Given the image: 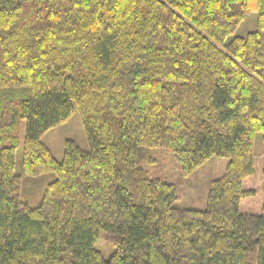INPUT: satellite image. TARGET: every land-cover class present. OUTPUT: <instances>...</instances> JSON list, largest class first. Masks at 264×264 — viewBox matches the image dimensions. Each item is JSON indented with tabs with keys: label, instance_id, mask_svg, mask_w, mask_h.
I'll list each match as a JSON object with an SVG mask.
<instances>
[{
	"label": "trees",
	"instance_id": "trees-1",
	"mask_svg": "<svg viewBox=\"0 0 264 264\" xmlns=\"http://www.w3.org/2000/svg\"><path fill=\"white\" fill-rule=\"evenodd\" d=\"M75 106L91 149L66 140L59 161L42 137ZM258 132L264 0H0V264H264V201L240 211ZM151 148L181 180L229 158L206 209L174 205ZM47 172L33 205L23 179Z\"/></svg>",
	"mask_w": 264,
	"mask_h": 264
},
{
	"label": "rangeland",
	"instance_id": "rangeland-1",
	"mask_svg": "<svg viewBox=\"0 0 264 264\" xmlns=\"http://www.w3.org/2000/svg\"><path fill=\"white\" fill-rule=\"evenodd\" d=\"M258 13L250 11L229 39L235 36H246L250 31L257 29ZM26 124L23 121L20 130V143L16 150V171H21L22 156L25 140ZM42 140L51 149L55 158L59 161L64 156V145L66 140H75L84 150H90L91 145L88 141L85 128L81 119L78 107L75 106L74 112L65 122L52 127L42 137ZM151 155L157 158L154 165L146 162L145 167L149 169L151 176L165 177L171 182H180L179 197L174 205L179 208L206 209L210 183L212 180L223 176L226 170L228 157L213 156L203 163L191 175L181 180L180 167L175 160L173 153L162 148H151ZM255 171L243 181L245 189H253L255 193L247 196L240 201V211L244 214L262 213L264 201V140L261 132L257 133L254 151ZM52 172L44 173L37 177L23 179L21 185V196L31 204H37L46 185L54 179ZM108 253V252H107Z\"/></svg>",
	"mask_w": 264,
	"mask_h": 264
}]
</instances>
